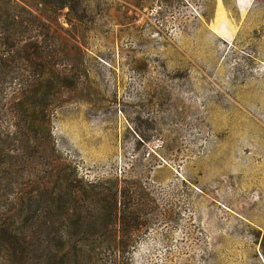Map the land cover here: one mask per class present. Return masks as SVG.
I'll list each match as a JSON object with an SVG mask.
<instances>
[{
    "label": "rangeland",
    "instance_id": "374dc122",
    "mask_svg": "<svg viewBox=\"0 0 264 264\" xmlns=\"http://www.w3.org/2000/svg\"><path fill=\"white\" fill-rule=\"evenodd\" d=\"M44 1L0 0V34L42 33L44 52L37 113L0 90V221L27 244H0V264H42L57 174L147 186V215L117 234L127 264H264V0Z\"/></svg>",
    "mask_w": 264,
    "mask_h": 264
},
{
    "label": "trees",
    "instance_id": "16d2710c",
    "mask_svg": "<svg viewBox=\"0 0 264 264\" xmlns=\"http://www.w3.org/2000/svg\"><path fill=\"white\" fill-rule=\"evenodd\" d=\"M38 1L47 4L44 0ZM3 33L0 34V90L13 87V93L18 95L14 105L26 117L30 109L37 113L36 108L41 105L38 100L42 95L38 93L43 92L42 33L28 35V41L16 48ZM27 66L37 68V73L25 76ZM57 79V75L48 74L46 82L51 89L47 90L46 98ZM57 175L56 180L65 188L63 193L47 191L49 199L42 206V264H127L126 256L117 252L129 241L117 234L141 223V217L145 218L143 215L152 201L146 197L147 186L139 180L121 179L116 175L113 179L91 182L89 188L82 189L81 186L74 188L66 175ZM25 226L0 221V244L4 251L17 250L20 254L26 251ZM108 230L112 234L108 240L93 236ZM103 244L110 251L98 257L101 252L96 249ZM65 245L68 248L63 251Z\"/></svg>",
    "mask_w": 264,
    "mask_h": 264
}]
</instances>
